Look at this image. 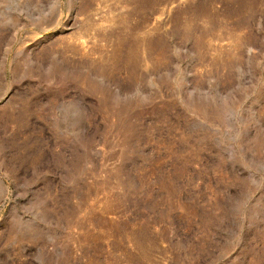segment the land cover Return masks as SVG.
Wrapping results in <instances>:
<instances>
[{
    "label": "rangeland",
    "instance_id": "374dc122",
    "mask_svg": "<svg viewBox=\"0 0 264 264\" xmlns=\"http://www.w3.org/2000/svg\"><path fill=\"white\" fill-rule=\"evenodd\" d=\"M0 264H264V0H0Z\"/></svg>",
    "mask_w": 264,
    "mask_h": 264
}]
</instances>
